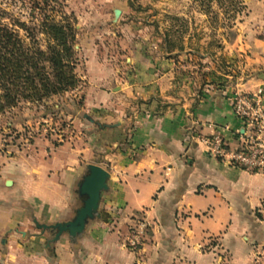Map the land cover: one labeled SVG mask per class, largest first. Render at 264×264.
<instances>
[{
    "label": "crops",
    "instance_id": "0c3cea01",
    "mask_svg": "<svg viewBox=\"0 0 264 264\" xmlns=\"http://www.w3.org/2000/svg\"><path fill=\"white\" fill-rule=\"evenodd\" d=\"M243 1L236 40L214 55L175 49L150 25L125 29L127 65L97 71L75 147L55 149L23 179L15 166L0 168V264H219V253L255 264L256 252L264 264V172L231 167L202 143L239 128L236 91L264 92V0ZM89 164L110 175L96 219L76 239L47 246L29 231L31 218L69 221ZM32 205L41 216L27 213ZM136 217L148 224L137 255L125 246Z\"/></svg>",
    "mask_w": 264,
    "mask_h": 264
},
{
    "label": "rangeland",
    "instance_id": "374dc122",
    "mask_svg": "<svg viewBox=\"0 0 264 264\" xmlns=\"http://www.w3.org/2000/svg\"><path fill=\"white\" fill-rule=\"evenodd\" d=\"M58 2L66 14L76 20L75 50L79 61L76 72L79 84L75 90L61 97L51 98L41 104L20 102L0 114V168L15 166L20 169L22 179L29 167L38 165L40 168L47 164L55 149L68 146L70 150L75 147V134L78 129L81 131L80 122L84 123L85 116L92 115L86 106V95L92 90L97 71L102 67L105 70L116 68L122 72L127 65L128 50L123 42L125 29L128 31L137 26L147 28L150 25L153 38L165 35L175 49H191L197 54L214 55L224 52L234 43L239 24L247 16V6L243 0ZM31 6L30 0H0V11L11 16L4 19L3 23L9 24L14 19L25 23L35 21L32 19ZM21 35L24 33L21 32ZM38 38L43 43L42 37ZM36 209L32 205L27 213L34 215L37 211V215L41 216ZM258 216L264 221L261 215ZM32 220L41 224L37 217H32L29 231L42 234ZM43 235L44 243L48 244L54 233L44 232ZM64 236L65 240L70 238L67 234ZM262 257V252L260 255L256 252L254 263L259 264L258 259ZM218 259L219 264H231L226 253H219Z\"/></svg>",
    "mask_w": 264,
    "mask_h": 264
},
{
    "label": "trees",
    "instance_id": "16d2710c",
    "mask_svg": "<svg viewBox=\"0 0 264 264\" xmlns=\"http://www.w3.org/2000/svg\"><path fill=\"white\" fill-rule=\"evenodd\" d=\"M30 2L35 20L30 23L14 19L4 24L11 16L0 11V114L20 102L61 97L79 84L76 20L58 0Z\"/></svg>",
    "mask_w": 264,
    "mask_h": 264
},
{
    "label": "built area",
    "instance_id": "2783aa9c",
    "mask_svg": "<svg viewBox=\"0 0 264 264\" xmlns=\"http://www.w3.org/2000/svg\"><path fill=\"white\" fill-rule=\"evenodd\" d=\"M231 106L239 128L232 131L222 127L209 138L202 140L210 156L231 167L257 173L264 172V92L236 91L231 98ZM231 134V140L226 134ZM264 218V200L258 208ZM148 224L144 217L133 219L125 246L134 254H139L147 234Z\"/></svg>",
    "mask_w": 264,
    "mask_h": 264
},
{
    "label": "water",
    "instance_id": "95a60500",
    "mask_svg": "<svg viewBox=\"0 0 264 264\" xmlns=\"http://www.w3.org/2000/svg\"><path fill=\"white\" fill-rule=\"evenodd\" d=\"M87 120H91L85 116ZM109 173L94 164L86 166V172L77 185V195L80 199V206L75 210L74 217L66 222H57L52 225L39 224L34 220L37 229L42 233L52 232L54 236L50 243L57 242L61 236L67 234L70 238L80 236L89 222L96 219L103 195L109 190ZM10 182H8L9 184Z\"/></svg>",
    "mask_w": 264,
    "mask_h": 264
}]
</instances>
